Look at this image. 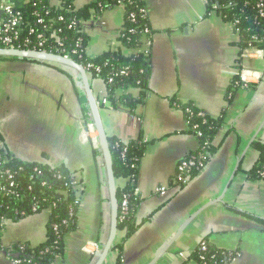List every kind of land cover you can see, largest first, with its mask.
I'll return each mask as SVG.
<instances>
[{
  "label": "crops",
  "instance_id": "0c3cea01",
  "mask_svg": "<svg viewBox=\"0 0 264 264\" xmlns=\"http://www.w3.org/2000/svg\"><path fill=\"white\" fill-rule=\"evenodd\" d=\"M28 2L11 1L15 7ZM143 2L150 25L145 47L150 55L147 98L133 113L108 106L101 110L107 137L123 144L145 143L135 179L141 199L135 215L138 228L120 254L113 250L105 264H148L183 222L212 202L157 264H197L190 254L206 237L215 247L235 253L229 264H264V180L247 179L258 158L252 145L264 142V49L241 60L233 26L215 12H207L205 0ZM49 3L57 7L60 0ZM89 3L72 0L75 10ZM123 25L122 7L92 14L83 23L87 57L121 49ZM242 66L262 72L263 79L248 87L234 84L227 105V93ZM63 69L25 61L0 62V151L72 174L77 228L65 236L63 254L52 264H88L107 233L106 177L83 93L76 88L74 73ZM90 85L98 101L106 98L102 81L90 80ZM176 102L190 103L215 119L227 109L213 141L216 153L183 186L173 183L177 166L196 151L198 143L187 133L185 116ZM160 188L164 193L156 192ZM48 218L49 211H43L6 222L0 237V264H14L4 248L24 243L40 246Z\"/></svg>",
  "mask_w": 264,
  "mask_h": 264
},
{
  "label": "trees",
  "instance_id": "16d2710c",
  "mask_svg": "<svg viewBox=\"0 0 264 264\" xmlns=\"http://www.w3.org/2000/svg\"><path fill=\"white\" fill-rule=\"evenodd\" d=\"M119 3L123 5L122 31L126 34L124 39H120L122 48L95 58L87 57V37L83 23L87 22L92 14L98 15L111 10ZM205 3L207 12H215L225 23L233 26L238 35L237 47L240 52L249 48L264 49V0H205ZM141 9H144L143 0H90V3L80 10L74 9L72 0H60L57 7H52L49 0H29L27 4L16 7V11L22 15V20L18 27L19 41L14 47L32 49L38 41L36 35H43L46 45L41 50L66 56L82 66L89 80H100L105 84L108 107L122 108L133 113L147 98L150 74L149 52L136 51L142 46V30L147 27L150 34L149 20L141 18ZM39 20H42L41 24L38 23ZM30 30L35 33L29 35ZM129 30L134 33L128 34ZM54 33L60 39L59 46L51 38ZM149 34L144 37L146 41L149 40ZM27 38H31L30 45L23 44ZM12 60L19 61L0 58V62ZM46 65L64 70L59 66ZM108 80H111V83H108ZM238 81L237 75L227 93V105L231 103L233 86L237 85ZM175 107L185 116L187 133L193 135L198 143L196 151L182 160L193 158L205 165L216 153L217 148L213 141L223 126L227 109L215 119L190 103L176 102ZM107 141L117 185L118 236H122L116 240L113 250L120 254L123 244L138 228L135 215L141 199L135 193V179L145 153V143L135 140L123 144L114 137H108ZM252 148L258 153V158L255 166L247 173V179L264 180V142H255ZM200 169L192 168L180 175L176 170L174 185L183 186L179 178L188 181L194 178ZM72 177L64 168L23 162L0 151V237L6 222L19 221L49 211L45 241L36 248L26 243L4 248L3 252L10 260L18 261V264H52L63 254L65 236L75 232L77 228L78 201L75 186L70 182ZM121 181H125L122 186ZM11 183L13 186L10 188ZM124 201L127 203L125 214L122 213ZM202 242L206 251H200L198 245L190 254V258L197 264H229L235 257V253L209 243L208 237Z\"/></svg>",
  "mask_w": 264,
  "mask_h": 264
},
{
  "label": "water",
  "instance_id": "95a60500",
  "mask_svg": "<svg viewBox=\"0 0 264 264\" xmlns=\"http://www.w3.org/2000/svg\"><path fill=\"white\" fill-rule=\"evenodd\" d=\"M0 58L17 59L19 61H30L39 64L59 66L70 70L77 78L78 82L76 84V88L83 93L84 103L88 110V120L96 133L97 153L101 156L103 161L106 177V188L108 193V225L106 237L104 242L101 244L99 251L92 255L88 264H105L113 251V247L118 236V202L116 198L117 185L112 169V158L107 141L108 137L106 135L101 117L102 108L99 105V101L92 93L90 80L86 74V71L82 66L67 57L45 51L0 48ZM232 178L233 177H231V179ZM217 202H221V199ZM212 204L214 203L212 202L205 205L196 213L191 215L185 222H183L176 232L166 239V241L157 249L153 259L148 264H157L158 261L166 253H168V251L183 234L190 223L202 211Z\"/></svg>",
  "mask_w": 264,
  "mask_h": 264
},
{
  "label": "built area",
  "instance_id": "2783aa9c",
  "mask_svg": "<svg viewBox=\"0 0 264 264\" xmlns=\"http://www.w3.org/2000/svg\"><path fill=\"white\" fill-rule=\"evenodd\" d=\"M12 0H0V45L2 47L0 48H16L14 47V45L19 41V37H18V27L21 24V20H22V15L16 11V7L13 6V4L11 3ZM119 7L123 8V5H121L120 3L117 5ZM140 15L141 18H148V13L146 8L141 9L140 11ZM39 24L42 23V20L38 21ZM236 24V23H235ZM234 25V24H233ZM35 32L34 30H30L29 31V35H33ZM134 31L129 30L128 34H133ZM149 34V29L147 27H145L142 30V37H143V41H142V46L140 48H138L136 51L141 53V52H146L147 50H145V47L149 46V41L145 40V35ZM126 37V34L123 33V31L121 30V32L119 33V40L124 39ZM37 38V44L36 47H33L30 50H38V51H44L41 50L44 45H46V40L43 37V35H36ZM51 38L53 39V41L55 42V44L57 46L60 45V39L59 37L54 33L53 35H51ZM24 45H30L31 44V38H27L26 40L23 41ZM16 49H20V48H16ZM262 50L257 49V48H249L247 50H244L241 52V60L248 58V57H253V55L257 56L260 54ZM47 52V51H45ZM81 52V50L79 51V53ZM52 53V52H49ZM57 54V53H54ZM60 55V54H59ZM81 53L79 54V57H81ZM66 57V56H64ZM68 58V57H67ZM124 74V73H123ZM238 77H239V83L237 85L240 84V86L242 87H248L251 84H257L259 83L262 79H263V73L259 72L257 70L254 69H249L247 67H240L238 73H237ZM108 83H111V80H108ZM107 97V96H106ZM99 105L100 106H108V103L106 101V98L102 99L99 101ZM93 127V126H92ZM94 130V128H92ZM95 131V130H94ZM96 135V133H95ZM204 165L201 164V162H197L195 161V159L191 158L189 160H181L180 163L177 166V172L178 174H182L185 173L189 170H191L192 168L194 169H199V168H203ZM200 169V170H201ZM70 182L72 183V185L75 186V181L73 179V177L70 179ZM179 182H182V184L187 183V179H182L179 178ZM13 186V183L10 184V188ZM165 189L164 188H160L157 189L156 192L159 193H164ZM11 193V192H9ZM136 193V192H135ZM126 208H127V203L126 201H124L122 203V213L125 214L126 213ZM199 250L200 251H206V247L204 242H201L199 244ZM179 257H181L182 259H186V255H184V253H179ZM14 264H18V261H13Z\"/></svg>",
  "mask_w": 264,
  "mask_h": 264
}]
</instances>
